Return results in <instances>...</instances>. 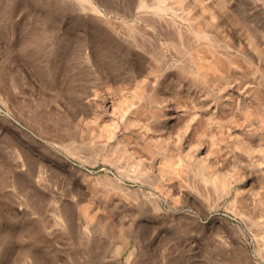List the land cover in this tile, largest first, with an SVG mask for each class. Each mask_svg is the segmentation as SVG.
I'll return each instance as SVG.
<instances>
[{
  "label": "rangeland",
  "instance_id": "1",
  "mask_svg": "<svg viewBox=\"0 0 264 264\" xmlns=\"http://www.w3.org/2000/svg\"><path fill=\"white\" fill-rule=\"evenodd\" d=\"M86 1L0 0V264H264V0Z\"/></svg>",
  "mask_w": 264,
  "mask_h": 264
},
{
  "label": "bare ground",
  "instance_id": "2",
  "mask_svg": "<svg viewBox=\"0 0 264 264\" xmlns=\"http://www.w3.org/2000/svg\"><path fill=\"white\" fill-rule=\"evenodd\" d=\"M85 1H86V0H85ZM87 1H88V2H87ZM87 1H86V3H88V5L86 4V6H88V8H90L91 11L93 10L92 12H94V11L97 12L98 10H97L96 6H95L92 2H90L89 0H87ZM88 8H87V9H88ZM96 12H94V13H96ZM98 12H99V11H98ZM98 12H97V13H98ZM200 58H201V56H200ZM201 59H202V58H201ZM204 60H205V59H204ZM201 61H202V60H201ZM217 62H218V61H217ZM194 63H195V62H194ZM201 63H203V62H201ZM201 63H200V64L198 63V64H199V65H198V66H199V69L204 68V66H203L204 64H201ZM220 63H221V62H220ZM205 64H206V63H205ZM211 64H214V65H215V63H211ZM216 64H217V63H216ZM221 65H222V64H221ZM219 66H220V65H219ZM212 69H213V68H212ZM215 69H216V68H215ZM218 177H219V176H218ZM215 178H216V177H215ZM220 186H221V185H220ZM223 188H224V186H223ZM240 261H241V260H240ZM243 262H244V261H243Z\"/></svg>",
  "mask_w": 264,
  "mask_h": 264
}]
</instances>
